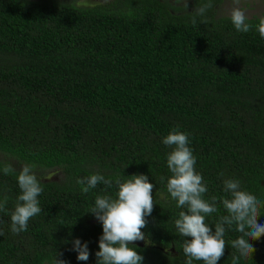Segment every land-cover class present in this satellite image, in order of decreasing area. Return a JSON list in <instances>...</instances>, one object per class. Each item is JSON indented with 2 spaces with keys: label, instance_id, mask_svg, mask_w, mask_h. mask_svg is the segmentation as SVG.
Wrapping results in <instances>:
<instances>
[{
  "label": "trees",
  "instance_id": "trees-1",
  "mask_svg": "<svg viewBox=\"0 0 264 264\" xmlns=\"http://www.w3.org/2000/svg\"><path fill=\"white\" fill-rule=\"evenodd\" d=\"M221 1L193 25L194 10L178 13L163 0L93 7L0 0V199L9 198L0 211V264H52L55 256L97 264L102 224L86 212L97 195L117 188L82 192L77 178L95 173L148 177L155 203L141 229L147 245L130 247L142 264H183L174 221L184 209L167 193L172 149L162 143L173 129L189 136L205 200L225 198L224 180L236 179L264 201V39L255 30L259 17L248 19L247 33L216 18ZM26 164L43 188L42 211L15 234L10 213ZM5 166L12 171L4 174ZM217 207L206 218L213 232L226 214ZM261 214L264 224V208ZM239 235L226 231L218 264H232ZM77 238L88 245L87 261L71 250ZM251 243L255 252L240 264H264V236Z\"/></svg>",
  "mask_w": 264,
  "mask_h": 264
},
{
  "label": "clouds",
  "instance_id": "clouds-1",
  "mask_svg": "<svg viewBox=\"0 0 264 264\" xmlns=\"http://www.w3.org/2000/svg\"><path fill=\"white\" fill-rule=\"evenodd\" d=\"M183 3L187 8V0H183ZM231 4L228 19L234 29L240 33L252 30L253 25L248 23L246 10L240 7L241 0H231ZM212 8L213 0H204L196 6L192 12V24L197 25L198 18L200 23H205L206 13ZM255 30L264 39V16L259 18ZM162 143L172 149L166 158L167 168L171 173L167 179V193L176 202L177 208L184 209L174 221L176 233L183 238V264H194V261L218 264L224 255V237L229 230L240 233L231 241V248L235 250L231 256L232 264H240L241 259L252 257L255 248L251 241L264 236V224L258 223L264 201L242 190L240 181L236 179L224 180L223 191L227 194L225 198L218 201L216 197H212L211 202L205 200L203 197L208 188L203 176L196 171V157L189 147L188 134L173 129L162 138ZM10 171V166L3 168L4 174ZM129 177L123 181L119 178L113 181L95 173L76 180L84 193L95 189L98 184L105 185V191L113 183L117 188L114 195H97L94 204L86 212L93 214L102 224L103 234L99 238V250L95 253L97 264H142L143 256L130 245L135 241L146 240L141 229L147 225L145 217L150 216L153 211L154 185L143 174ZM17 184L20 193L16 197L14 210L10 213L11 231L15 234L27 231L29 220L41 213L38 196L43 192L34 166L30 164L22 166L17 176ZM8 199L7 196L0 199V211H5ZM218 203L226 214L219 216L213 232L206 223V218L218 212ZM187 237L191 239H185ZM71 250L77 253L78 261L89 259L86 242L81 243L78 238L73 240ZM52 264L66 262L56 259L55 256Z\"/></svg>",
  "mask_w": 264,
  "mask_h": 264
},
{
  "label": "rangeland",
  "instance_id": "rangeland-1",
  "mask_svg": "<svg viewBox=\"0 0 264 264\" xmlns=\"http://www.w3.org/2000/svg\"><path fill=\"white\" fill-rule=\"evenodd\" d=\"M26 1H52L56 5H70L73 4L78 7H93L99 4H104L106 0H26ZM75 1V2H73ZM167 2L174 10L179 12L183 11H193L195 10L194 2L195 0H187V8L184 6L183 0H163ZM232 7L231 0H222L221 3L216 8V18L228 17L230 9ZM240 7L246 10V15L248 19L253 17L264 16V0H241ZM46 176L50 180H57L58 175L56 173H47ZM134 244L139 246L147 245L146 241H135Z\"/></svg>",
  "mask_w": 264,
  "mask_h": 264
}]
</instances>
